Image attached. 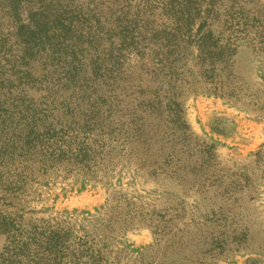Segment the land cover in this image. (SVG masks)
<instances>
[{"label": "rangeland", "instance_id": "1", "mask_svg": "<svg viewBox=\"0 0 264 264\" xmlns=\"http://www.w3.org/2000/svg\"><path fill=\"white\" fill-rule=\"evenodd\" d=\"M13 1L0 264H264V0H212L203 54L167 0Z\"/></svg>", "mask_w": 264, "mask_h": 264}, {"label": "trees", "instance_id": "2", "mask_svg": "<svg viewBox=\"0 0 264 264\" xmlns=\"http://www.w3.org/2000/svg\"><path fill=\"white\" fill-rule=\"evenodd\" d=\"M166 6L164 7H170V11H172V15L169 16L171 18L172 22H174V26H178L183 20L184 24L188 29V32L190 34L193 24H196V20H199L200 25L198 26L196 30V34L194 35L198 39V45H196V48L198 50V53L203 54L209 52L210 49L216 50V43H218V39H214L213 37V31L211 30V24L208 25L209 20V13L214 9L215 5L213 1H208L207 3H204V1H198V0H167ZM22 0H14L12 4V10L18 11L19 6L21 5ZM201 3V4H200ZM149 4L148 0H140L138 3V7L145 6ZM206 6L204 17H201V9L202 7ZM200 16V17H199ZM139 18V17H136ZM145 21V20H144ZM143 22V20H142ZM199 57V56H198ZM212 66V65H211ZM166 102H170L167 104V106L172 103L173 105H177L178 103L176 100L173 101V99L169 97L164 98ZM134 111L132 113V117L139 118L143 120L144 122L148 120V117L152 118V115H148V111H146V108L144 107L143 103L136 99L134 101ZM131 117V118H132ZM180 120V117L179 119ZM141 130V129H137ZM259 155L256 154L255 156ZM201 163H203L201 159Z\"/></svg>", "mask_w": 264, "mask_h": 264}]
</instances>
